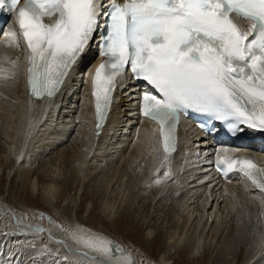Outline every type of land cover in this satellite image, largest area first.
Masks as SVG:
<instances>
[{"label":"bare ground","instance_id":"obj_1","mask_svg":"<svg viewBox=\"0 0 264 264\" xmlns=\"http://www.w3.org/2000/svg\"><path fill=\"white\" fill-rule=\"evenodd\" d=\"M12 23L11 19L0 35V187L13 172L26 197L38 198L48 211L69 218L70 224L82 231V222L94 213L93 198L87 195L90 190L86 192L93 184L105 223H122L115 218L128 210L134 216H129V222L142 223L146 229L154 222L158 234H154L150 247L161 248L160 264H174L175 253L196 257L209 252L211 258L215 252L221 255L226 248V232L229 238H240L237 241L244 243L246 237L254 235L256 243L243 263L264 264V202L239 178L224 184L215 181L207 169L213 141L201 140L196 133L182 129L179 151L169 159L160 158L154 147L152 123L135 113L137 88L130 86L129 80L116 89V100L100 139L91 138L87 131L92 110L90 80L101 58L89 49L53 101H30L25 86L26 54L21 42L15 46L8 36ZM11 61L19 65L14 76L3 71L11 67ZM255 139H250L249 154L258 144ZM3 205L11 208L5 200ZM12 212H5L0 224L2 220L23 224ZM53 228L45 227L36 237H48L55 242V249L74 255L73 259H90L87 255L91 252L97 257L91 264L118 263L85 248L77 242L78 236L67 234L66 228ZM153 233L149 230L148 236ZM79 235L87 238L81 232ZM28 238L16 246L12 264L41 262L39 253L24 245ZM121 256L126 258L124 253ZM1 257L0 264H10ZM222 259L218 262L224 263ZM235 259L238 264L243 255Z\"/></svg>","mask_w":264,"mask_h":264},{"label":"snow or ice","instance_id":"obj_2","mask_svg":"<svg viewBox=\"0 0 264 264\" xmlns=\"http://www.w3.org/2000/svg\"><path fill=\"white\" fill-rule=\"evenodd\" d=\"M233 14L249 22L247 30ZM0 15L13 21V44L26 45L28 87L38 98L54 97L99 41L104 59L91 78L98 129L118 83L130 73L147 86L140 112L160 125L166 159L175 151L181 114L210 117L234 136L245 129L264 133V0H0ZM18 70L11 61L3 71L14 76ZM236 151L216 153L218 170L224 176L242 173L264 192V167L229 154ZM77 242L101 255L123 252L98 233ZM41 252L51 250L45 246ZM123 264H135L130 253Z\"/></svg>","mask_w":264,"mask_h":264},{"label":"rangeland","instance_id":"obj_3","mask_svg":"<svg viewBox=\"0 0 264 264\" xmlns=\"http://www.w3.org/2000/svg\"><path fill=\"white\" fill-rule=\"evenodd\" d=\"M28 140L29 139H27V142ZM19 183L20 182L16 179V177L14 176V173L12 172L10 174L9 180L7 179V181H4V184L2 185V187H0V191H1L0 208L2 210H7L5 212H8L9 209H12L13 210L12 213L17 215L18 217H21L24 221H28L29 223H32L33 221H35L36 223H43L44 225L43 224L42 225L44 226V228L47 226H49L48 228L64 227L66 228L67 231H69V233H67L69 236L74 235L76 237L77 236L81 237L79 235L80 232L82 235H86L87 237L93 234H97V233L101 234L115 241L117 244H119L123 249L122 253L124 254L130 253L131 257L135 260V264H160L159 258H160L161 248L150 247V244L155 238V235L158 234V229H156V226L153 225L154 222L151 223L152 228L150 229H146L147 226L146 225L143 226L142 223L137 222L138 224H136L133 222H129L128 218L130 215L128 214L129 212L128 210L126 214L119 213L118 216L115 218V220L117 221L123 220L122 223H119V222H116V223L114 222L112 224L105 223V221L101 218V215H100V202H98V196L94 195V191H93L94 187L92 186L93 184L91 185V187L88 186V188L86 189V192L90 190L89 194H87L88 197L91 194V197L93 198L92 202H93V206H95L93 216L90 219H85L82 222V225L84 228L82 231H77L76 226H73L70 224L69 218H66V217L62 218L60 217V214H58L57 212L48 211V208H46L43 204H41L38 198L35 200V198H31L30 195L29 196L27 195L28 197H26L27 192L26 190L24 191L23 187H21ZM22 191L25 193V196ZM3 200L7 201L9 206H11V208H7L6 205L1 206V203ZM119 201L120 199L118 200V202ZM24 202H26V204ZM106 203L110 204L111 199L107 198ZM117 207H118V203L115 205V210L117 209ZM80 209L82 210L81 214H83L84 213L83 211H85V207L84 208L81 207ZM166 209L169 210L170 207L166 206ZM132 214H135V213H132ZM133 217L134 216H130V218H133ZM57 225H59V227ZM257 225H259L258 222H257ZM31 226H37V224L31 225ZM20 227H16V228L21 229ZM10 230L12 231V229H10L9 226L6 228V223L3 222L2 220L0 224V238H1L0 239V257L2 256L1 259L2 258L4 259V257L7 259L8 262L4 261V263L12 264L15 261L14 258L16 256L15 248L19 243H21L22 241L21 239H24V238L22 236H21L22 238L18 237V235L14 234ZM59 230L62 231L61 228H59ZM149 230L154 232L153 234H151V236H148ZM27 232L34 233L35 230L28 229V230H25L23 234L29 236ZM5 233H11V234L5 235ZM35 235L40 237L39 235H41V232L40 234L37 233ZM249 238L246 237L244 239L245 240V243H244L241 241H237V240H240V238L238 239H236V237L232 239L229 238L226 232L225 237L223 239L224 245L226 246V248L223 254L220 255L215 252L213 257L211 258V253L209 252L205 254L198 253L197 255H195L196 257L175 253L174 254L175 255L174 264H235L236 263L235 256L239 254L243 255V259H241V262H239L238 264H242L246 260L244 258L247 256V254L249 255L252 244L254 246L256 243V240H255L256 237L254 238V235H252ZM6 241L7 243H5ZM23 241L25 242L24 244L25 246H30L32 250L39 253V256L41 257L40 259L41 262H37V264H91L92 260L94 258L95 259L97 258L96 255H94L93 253L91 254V252H89V255L87 254L86 255L90 256V259H87L88 257H84V255L82 257L86 258L87 260L86 259H82V260L73 259L74 255L70 256L69 254H67L65 250L60 251V250L55 249V247H57L53 244L55 242H53L52 240L51 242L46 237L45 238H28ZM250 241L252 243H250ZM45 246H47V248L51 250L50 253L41 252V249H43ZM122 253H119V254L110 253L105 256L118 260L117 264H123V260H125V258L121 256ZM215 258L217 259V261H214ZM222 258H224L225 260H223ZM218 259H222L224 263L218 262ZM93 261L95 262L96 260H93Z\"/></svg>","mask_w":264,"mask_h":264}]
</instances>
